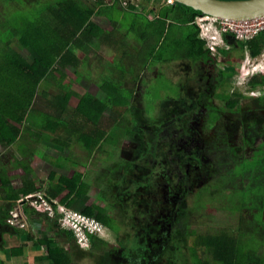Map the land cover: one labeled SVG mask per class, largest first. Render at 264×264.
<instances>
[{
	"label": "rangeland",
	"instance_id": "1",
	"mask_svg": "<svg viewBox=\"0 0 264 264\" xmlns=\"http://www.w3.org/2000/svg\"><path fill=\"white\" fill-rule=\"evenodd\" d=\"M165 1L169 3V0ZM118 2L115 10L124 19L132 18L136 12H143L151 18L156 16L150 11L151 2ZM131 4L136 6L135 10L127 9ZM200 18L203 20L206 17ZM93 20L104 29L112 28L102 14L97 13ZM203 21L204 24L200 21L204 25L200 31L215 36L204 40L205 47L209 50L212 46L218 52L213 55L210 49L211 59L203 62L206 66L202 64L199 70L190 60L150 61L149 66L140 72L141 83L135 88L126 82L127 79L121 80V75L113 68L116 66L113 58L115 51L100 42L82 53L78 52L83 66L78 67L76 72L69 68L67 77L62 81L61 75L56 73L42 83L36 90V99L63 93L65 88L60 89L57 84L70 83V91L79 95H95L107 105L105 111L109 113L117 93L108 84L115 81L118 90L127 98L132 97L139 111L134 112L137 117L125 116L126 130L116 128L110 135L111 141L90 145L76 136L69 148L48 142L51 133L43 130L45 122L35 112L29 111L20 125L19 140L14 141L20 148L24 144L34 149L33 160L29 151L24 154L31 165L28 175L19 166L20 158L17 156L20 157V152L17 153L15 147L10 148L12 144L7 148H2L0 144V188L3 179L20 185L21 179L26 176L34 182L30 201L24 206L16 203L12 209L24 212L19 219L24 227L17 228L20 232L27 234L30 231L37 239L54 240L53 245L61 248L63 245L58 241L63 242L66 237L57 233L54 221L58 219L61 228L75 233L77 245L65 248L72 251L73 258L81 257L80 264H193L189 251L192 240L180 231L174 233L168 228V224L173 223L172 212L177 211V216L189 217L191 227L224 224L234 228L243 246L252 247L264 255V206L255 204L254 199L256 193L264 199V178L256 177L257 171L260 172L263 167L256 159L259 156L264 160V108H254L251 99L253 95H262L264 86L255 92L249 86V79L264 71V50L248 58V48L245 47L244 57H241L239 48L229 55L233 64L225 62L222 49H230L226 35L232 32L222 24L216 26L222 23L218 20ZM260 21L259 26L264 31V19ZM10 46L28 62L34 61L36 56L19 40L11 42ZM164 50L169 56L171 51ZM218 68L233 74L225 81L218 76ZM209 76H218L215 82L219 87L208 102L204 100L207 104L200 105L198 98L203 87L197 81L199 78L210 84ZM104 79L108 81L107 88H104ZM225 93L241 97L227 99ZM77 96L75 98L78 99L80 96ZM233 99L235 108L226 109L225 105ZM213 119L214 122H211ZM163 125L166 129L159 135L158 141H151L149 134ZM34 130L42 132L34 136ZM147 131L150 133L145 136ZM43 155H52V158L49 160ZM249 161L250 169L242 174L245 191L237 192L224 187V181L244 170V164ZM231 169L233 173L228 175L227 171ZM52 170L57 174L55 178L50 175ZM62 174L69 177L81 175L80 182L87 189L73 200L71 206L56 198V212L53 207L52 211L47 210L48 205L42 198L49 197L52 182L58 181ZM220 182L224 185L219 186ZM233 192L237 196H231ZM37 199H40V204L33 206L31 202ZM93 203L101 206L103 213L115 223L118 235L95 222L92 223L102 231L100 238L93 240L86 233L87 237H83L77 234V230L75 232L74 226L79 225L84 216L81 210ZM178 207L181 208L179 212ZM120 236L122 239L118 238ZM93 243L97 247L87 250ZM205 256L210 254L206 252Z\"/></svg>",
	"mask_w": 264,
	"mask_h": 264
},
{
	"label": "trees",
	"instance_id": "2",
	"mask_svg": "<svg viewBox=\"0 0 264 264\" xmlns=\"http://www.w3.org/2000/svg\"><path fill=\"white\" fill-rule=\"evenodd\" d=\"M145 1L152 3L150 11L158 17L151 18L136 13L132 18L124 19L121 13L115 10V6H103L102 0H0V11L2 10L0 14V143L2 146L7 147L16 141L21 133L20 125L29 111L35 112L45 122L42 128L51 133L50 141L60 146L64 145L66 148L71 146V140L76 136L85 139L91 145L108 142L116 128L126 130L125 116L137 117L134 112L139 111V106L133 103L132 97L127 98L125 93L118 90L115 81L108 84L113 91L117 90H115L117 96L111 103L109 113L105 111L107 105L95 95H79L75 91H70L72 86L70 83L57 84L60 89L65 88L63 93L35 98L36 90L45 80L59 73L62 81L67 77L69 68H73L76 72L78 67L83 66L78 52L82 53L90 46L94 47L103 42L112 48L115 51L113 58L116 62L113 68L121 75V80L127 79L126 82L135 88L141 83L140 72L144 67L149 66L150 61L190 60L197 68L211 57L210 51L205 47V41L200 38L199 28L194 23L196 17L202 14L201 11L181 3H168L165 0ZM97 13L105 16L110 22L112 27L110 30L102 28L100 23L93 20V16ZM226 37L231 47L222 49L226 56L225 62L233 64L229 55L239 48L241 57L245 56V47L253 57L264 50V31H260L246 41L236 39L234 34ZM18 40L24 48L36 56L34 61L28 62L11 48V42ZM164 49L171 51L169 56H166ZM218 74L226 81L233 73L218 68ZM218 76H209L210 84L198 78L197 84L203 87L198 98L200 105L207 104L218 89L219 85L215 82ZM104 82V88H107L108 81L104 79ZM249 86L253 92L263 89L264 71L253 75L249 79ZM76 95L80 97L77 99ZM225 95L227 99L241 97L230 96L228 93ZM251 99L254 108H264V93L259 96L253 95ZM234 100L228 101L225 108L233 110L236 103ZM211 122H214V119ZM165 129L166 126L163 125L151 132L149 134L152 136L151 141H158L159 135ZM41 132L34 130L32 134L36 136ZM148 133L150 132L147 131L145 136ZM166 145L169 146V143ZM20 146L23 149V157L19 159V165L26 172L25 175H28L31 165L29 158L24 154L29 151V146L24 144ZM30 154L32 160L34 152ZM261 158L259 156L255 158L263 166L260 172L257 171L256 177L264 178V160ZM251 161L243 163L244 170L226 179L224 181L226 185L220 182L219 186L222 184L230 190L245 191L242 174L250 169ZM51 172L50 175L55 178L56 172L54 170ZM227 172L228 175L233 173L232 169ZM81 180V175L69 177L62 174L58 181L52 182L48 196L52 199L60 198L62 203L71 206L73 200L82 196L87 189V186L80 182ZM31 181V178L25 176L21 179L20 187L15 188L11 181L3 180L2 193L5 192L7 203L1 217L2 223H5L12 207L20 198L34 192L32 190L35 187ZM251 190L253 191L252 188ZM65 192L66 194L63 195ZM235 193L233 192L231 196H237ZM259 194H255V204L260 203L263 207L264 199ZM52 205L56 212V203L52 202ZM101 208L93 203L82 209L81 213L109 229H115L118 235L119 231L115 223L103 213ZM180 209L178 207V212ZM171 219L173 232L180 231L192 240L189 251L193 264H214L212 261H217L219 264H264V255L256 252L252 247L243 246L232 227L224 224L217 227L212 224L191 227L189 217L177 216V211L172 212ZM54 222L58 227L57 233L66 237L63 242L58 241L63 247L54 246V240L43 238L37 243L47 246L52 264H72L74 261L72 251L65 247L77 245L75 233L64 227L61 228L58 219ZM87 234L93 240L100 238L98 233L87 231ZM120 237L118 238L122 239ZM92 246L97 247L93 243L87 250L92 249ZM206 252L210 254L209 257L205 256Z\"/></svg>",
	"mask_w": 264,
	"mask_h": 264
},
{
	"label": "crops",
	"instance_id": "3",
	"mask_svg": "<svg viewBox=\"0 0 264 264\" xmlns=\"http://www.w3.org/2000/svg\"><path fill=\"white\" fill-rule=\"evenodd\" d=\"M18 140L19 139L17 137L16 141ZM48 142L52 141L48 140ZM61 146L65 147L64 145ZM7 147L2 146V148ZM12 147H15L18 150L17 153L20 152V157L18 158L21 159L23 155V149L17 146L15 143H12L10 148ZM33 150L34 149H29V153L34 152ZM45 157L50 160L52 155H43V158ZM33 159L34 157L32 160ZM31 182L34 184L33 180ZM11 183L15 188L20 187L19 184H16L13 181H11ZM3 190L2 184L0 188V264H52L53 261L48 254L47 246L37 243L39 242V239H37L35 235L32 233L30 234V231H28L27 234L20 232L18 229L9 226L6 221L5 223H2L1 217L3 216L7 203V200L4 197L5 192L4 194L2 193ZM79 258L81 257L75 256L72 264H80L81 261Z\"/></svg>",
	"mask_w": 264,
	"mask_h": 264
},
{
	"label": "built area",
	"instance_id": "4",
	"mask_svg": "<svg viewBox=\"0 0 264 264\" xmlns=\"http://www.w3.org/2000/svg\"><path fill=\"white\" fill-rule=\"evenodd\" d=\"M200 17H206L203 20L214 19V20H218V21L222 22V23H218L216 26L222 24L227 31L235 33L237 38H239V39H248L250 37H253L254 35L259 33L263 29V27H260L261 23H262L260 20H262V18H258V19H254V20H246V21H236V20H230L229 21V20L222 19V18L212 17L210 15H205V16H200ZM200 17L197 18L196 22L200 26V28L203 29L204 25H202L201 22H203V24H204V21ZM263 19H264V17H263ZM206 25H209V23ZM216 26H214V27L216 28ZM257 26H258V28H256ZM201 34L207 40H209L208 36H210V38L215 37L210 32H207L206 34H204L203 30L201 31ZM210 48L212 49V51L217 52L216 48H213L212 46H210ZM32 197H33L32 194L27 195L24 199H22L20 201L19 205L24 206L25 203L30 201V199ZM39 200L40 199L34 200V202H31V204L33 206H37L38 204H40ZM42 201L44 202L45 205H48L47 210H50V211H52V207H53L52 202L57 204V202L50 197H46V199L42 198ZM23 215H24V212L22 209L11 210L10 216L7 220V223L10 226L15 227V228L24 227V225H22L20 223V220H19V219H21V217H23ZM81 219H82V221L80 223L78 222L79 225L77 224L76 226H74V230L78 231V232L76 231L78 235L82 234L83 237H86L85 233L87 230H88V232H91V233H96L99 230V227L95 226L92 223V222H95L94 220H92V218H89V217L84 215L81 217ZM82 223L84 225H82ZM95 223H97V222H95Z\"/></svg>",
	"mask_w": 264,
	"mask_h": 264
},
{
	"label": "water",
	"instance_id": "5",
	"mask_svg": "<svg viewBox=\"0 0 264 264\" xmlns=\"http://www.w3.org/2000/svg\"><path fill=\"white\" fill-rule=\"evenodd\" d=\"M218 18L237 21L264 17V0H173Z\"/></svg>",
	"mask_w": 264,
	"mask_h": 264
},
{
	"label": "clouds",
	"instance_id": "6",
	"mask_svg": "<svg viewBox=\"0 0 264 264\" xmlns=\"http://www.w3.org/2000/svg\"><path fill=\"white\" fill-rule=\"evenodd\" d=\"M117 1H119L118 2V4L120 3V2H125V1H127V0H108V2H106L105 0H102V5L104 6V5H113V6H115V4H116V2ZM132 1V0H131ZM136 1V0H135ZM129 2V1H128ZM169 3H175L173 0H169ZM123 9H124V7H122ZM133 8V9H132ZM127 9H129V10H135L136 9V6L135 5H129V7H127ZM136 13H142V14H144V15H146L147 16V14H145V13H143V12H136ZM135 13V14H136ZM149 16V15H148ZM200 16H205V15H199V16H197L196 17V19H195V21H194V23L198 26V28H199V31L201 30V28H200V26L197 24V22H196V20H197V18L198 17H200ZM211 16V15H210ZM155 17H158V16H155ZM212 17H214V16H212ZM216 18H218V17H216ZM263 18V17H262ZM223 19V18H222ZM232 34H234L235 35V37L237 38V36H236V34L235 33H232ZM200 38H202L203 40H206V41H208L206 38H204L203 36H202V34H201V31H200ZM238 40H240V41H244L243 39H239V38H237ZM210 47V46H209ZM211 49V48H210ZM209 49V50H210ZM212 50V49H211ZM211 52V51H210ZM218 52V51H217ZM217 52H214V51H212V54L213 55H216L217 54ZM249 53H248V58H249ZM251 56V55H250ZM246 58H247V56H246ZM1 144V143H0ZM2 145V144H1ZM29 195V194H28ZM26 196H23L22 198H20L16 203L19 205V203H20V201H21V199H24ZM53 200H55V199H53ZM14 207H12V209H13ZM11 209V210H12ZM11 212V211H10ZM10 212H9V216H10ZM9 216H8V218H9ZM8 218H7V220H8ZM7 220H6V223H7ZM81 221H79V223H80ZM8 224V223H7ZM99 224V223H98ZM9 225V224H8ZM82 225H84L83 223H82ZM10 226V225H9ZM12 227V226H11ZM13 228H15V227H13ZM65 228V227H64ZM108 228V227H107ZM17 229V228H16ZM88 231V230H87ZM87 231H86V234H87ZM76 232V231H75ZM101 230H98L96 233H98L99 235L101 234ZM105 236V235H104ZM87 237V236H86ZM105 239H106V236H105Z\"/></svg>",
	"mask_w": 264,
	"mask_h": 264
},
{
	"label": "flooded vegetation",
	"instance_id": "7",
	"mask_svg": "<svg viewBox=\"0 0 264 264\" xmlns=\"http://www.w3.org/2000/svg\"><path fill=\"white\" fill-rule=\"evenodd\" d=\"M200 66H202V65H200ZM200 66L198 65V66H197V69H198ZM194 68H196V67L194 66ZM168 228L172 230V227H171V224H170V223L168 224ZM112 230H113V229H112ZM114 231H115V229H114ZM115 232L117 233V231H115ZM105 241L110 242V240H105ZM110 243H112V242H110Z\"/></svg>",
	"mask_w": 264,
	"mask_h": 264
},
{
	"label": "bare ground",
	"instance_id": "8",
	"mask_svg": "<svg viewBox=\"0 0 264 264\" xmlns=\"http://www.w3.org/2000/svg\"><path fill=\"white\" fill-rule=\"evenodd\" d=\"M223 19H224V18H223ZM226 20H229V21H230V20H232V19H229V18H228V19H226ZM236 21H237V20H236Z\"/></svg>",
	"mask_w": 264,
	"mask_h": 264
}]
</instances>
